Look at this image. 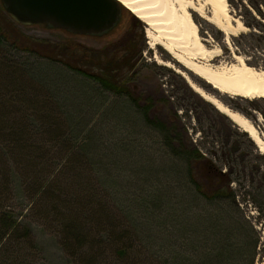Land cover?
<instances>
[{
	"label": "trees",
	"instance_id": "16d2710c",
	"mask_svg": "<svg viewBox=\"0 0 264 264\" xmlns=\"http://www.w3.org/2000/svg\"><path fill=\"white\" fill-rule=\"evenodd\" d=\"M263 5H252L260 16ZM7 42L0 23V49ZM50 60L15 66L0 59V245L7 238L30 237L29 229L24 235L18 231L21 215L13 203L19 195L29 199L36 218L59 229L62 248L76 264H257L264 254L262 188L245 190L244 201L247 198L259 213L258 220H251L240 193L229 185L232 173L208 160L203 165L209 175L192 170L201 153L184 149L183 142L167 132L168 126L150 119L174 151L176 170H185L184 185L192 189L168 202L158 194L118 198L123 185L114 171L123 168L117 167L119 160L106 162V153H95L105 134L101 138L94 132L98 123L103 126L100 119L92 123L98 114L105 117L107 110L100 112L109 93L127 97L128 88L122 87L116 70L90 74ZM19 72L30 82L19 79ZM38 84L46 100L27 92H37ZM106 109L118 112L113 104ZM33 120L42 123L37 136ZM56 148L66 155H54ZM70 163L89 171L87 183L65 176L75 170Z\"/></svg>",
	"mask_w": 264,
	"mask_h": 264
},
{
	"label": "rangeland",
	"instance_id": "374dc122",
	"mask_svg": "<svg viewBox=\"0 0 264 264\" xmlns=\"http://www.w3.org/2000/svg\"><path fill=\"white\" fill-rule=\"evenodd\" d=\"M228 1L229 8L246 26L244 32L230 37V43H227L221 30L193 12L207 47H220L222 51L221 56L212 62L215 65L232 63L235 62L234 55H239L249 61L252 67L264 70V5L261 6L262 16L252 6L264 4V0ZM121 8L122 17L112 31L101 37L81 36L61 28H48L44 24L25 26L16 23L0 0V23L11 41L0 49V59L15 66L21 61L36 64L54 59L58 67L69 64L90 74H111L116 70L120 84L124 89L128 88L129 95L126 97L109 93V102L100 112L107 110L105 117L102 119L98 114L99 117H94L92 124L100 119L103 126L98 123L94 132L98 136L105 134L104 143L95 153H106V162L109 159H114L111 162L119 160L117 167L123 168L114 171L117 182L123 185L121 193L117 194L118 198L130 196L136 199L134 197L158 194L168 202L184 195L188 188L192 189L184 185L182 176L185 170H176L174 151L166 144L162 130L149 123L151 119L154 123L163 122L168 126L167 132L181 140L184 149H197L201 153L203 158L194 163L192 170L202 176L209 175L203 165L208 160L216 169L232 173L229 185L240 193L239 200L246 215L256 221L259 213L252 203L246 201L247 198L244 201V197L245 190L262 188L264 192V155L247 132H243L227 115L221 114L214 105L196 94L183 74H178L176 70L188 74L209 94H214L231 109L246 116L263 137L264 99H244L221 94L175 61L161 46L152 49L148 44L146 23L124 5ZM157 54L164 61H170L174 67L157 64ZM19 73V79L30 82L28 75ZM37 87L39 93L27 91L31 98L46 100L48 97L40 95V84ZM109 104H113L118 112L108 111L106 108ZM147 108L149 111L145 115ZM32 123V132L37 136V132L42 131V123L39 120H33ZM174 146H178V142L175 141ZM64 154L61 148L54 150L56 156L63 157ZM70 164L75 170L67 172L65 176L77 183H87L86 176L91 175L89 171L77 164ZM92 182L95 183L94 179ZM13 205L16 214L21 215L19 234H27L29 229L30 237L5 239L0 245V264H76L62 248L59 229L49 220L45 222L36 218L29 209V199L16 195ZM256 263L264 264L263 253Z\"/></svg>",
	"mask_w": 264,
	"mask_h": 264
},
{
	"label": "bare ground",
	"instance_id": "6f19581e",
	"mask_svg": "<svg viewBox=\"0 0 264 264\" xmlns=\"http://www.w3.org/2000/svg\"><path fill=\"white\" fill-rule=\"evenodd\" d=\"M117 1L146 23L148 44L152 49L161 46L175 61L221 94L244 99H264V70L252 67L249 61L239 55H234L235 62L215 65L212 61L221 56L222 51L220 47H207L200 25L194 20L193 12L221 30L227 43H230V37L244 32L246 26L229 8L228 0ZM156 62L168 68L174 67L158 54ZM176 71L183 74L196 94L214 105L221 114L227 115L243 132H247L264 155V137L246 116L231 109L214 94H209L189 78L188 74L180 69Z\"/></svg>",
	"mask_w": 264,
	"mask_h": 264
},
{
	"label": "water",
	"instance_id": "95a60500",
	"mask_svg": "<svg viewBox=\"0 0 264 264\" xmlns=\"http://www.w3.org/2000/svg\"><path fill=\"white\" fill-rule=\"evenodd\" d=\"M15 22L44 24L69 33L103 36L118 25L122 8L117 0H2Z\"/></svg>",
	"mask_w": 264,
	"mask_h": 264
}]
</instances>
